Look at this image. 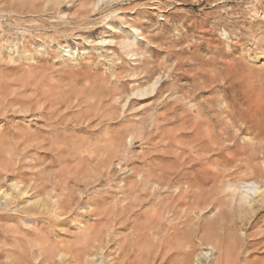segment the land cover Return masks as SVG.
<instances>
[{
  "label": "rangeland",
  "instance_id": "374dc122",
  "mask_svg": "<svg viewBox=\"0 0 264 264\" xmlns=\"http://www.w3.org/2000/svg\"><path fill=\"white\" fill-rule=\"evenodd\" d=\"M199 253L264 264V0H0V264Z\"/></svg>",
  "mask_w": 264,
  "mask_h": 264
},
{
  "label": "bare ground",
  "instance_id": "6f19581e",
  "mask_svg": "<svg viewBox=\"0 0 264 264\" xmlns=\"http://www.w3.org/2000/svg\"><path fill=\"white\" fill-rule=\"evenodd\" d=\"M9 196V195H8ZM189 256V255H187ZM200 259H201V253L197 254L195 256V258H192V257H187V259H185L183 261L184 264H199L200 262Z\"/></svg>",
  "mask_w": 264,
  "mask_h": 264
}]
</instances>
